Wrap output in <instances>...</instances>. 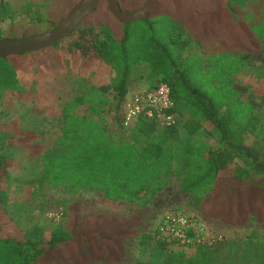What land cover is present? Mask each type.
<instances>
[{"label":"trees","instance_id":"trees-1","mask_svg":"<svg viewBox=\"0 0 264 264\" xmlns=\"http://www.w3.org/2000/svg\"><path fill=\"white\" fill-rule=\"evenodd\" d=\"M78 1L65 0L60 19ZM133 1L118 3L121 8ZM232 1L244 2L226 0L214 17L206 16L214 24L223 23L232 33L242 34L241 38L234 35L242 48L256 52L258 41L264 38V0H258L262 11L243 10L241 5L242 15L238 16L228 7ZM41 3L34 6V2H27L21 12L55 26L58 20L48 14L43 16L40 11L52 8L55 0ZM225 9L237 19V31ZM12 12L10 4L0 2V23ZM148 12L142 19L122 23L101 0L92 14L82 19L73 48L83 56L95 55L115 73L110 83L91 85L62 107L61 137L44 154V176L55 186H69L73 191L93 188L109 201L129 200L145 205L168 184L165 177L181 175L180 192L193 197V204L203 216L221 218L234 225L251 216L264 221V186L250 183L251 171L264 175V137L260 136L264 126L261 116L248 100L241 98L230 79L248 62L232 58L230 50L214 52L208 56L209 65L204 71L200 58L190 51L194 34L182 37L179 21L166 15L149 18ZM112 17L117 22L115 27L110 24ZM238 25H246L247 29ZM161 36L165 37L160 39ZM212 41L224 43L222 39L208 40ZM236 44L227 45L231 49ZM8 59L0 58V95L6 89H22ZM143 62H147L152 73L161 74L150 86L159 81L169 85L174 101L172 111L178 121L166 126L139 115L124 127L116 114L117 125L126 132V137L121 138L118 132L109 130L99 114L105 113L111 103L117 112L129 83L143 77ZM109 92L112 98L108 97ZM86 102L90 114L76 113L77 105ZM208 128L215 132L220 146L211 147L203 140ZM2 163L0 153V167ZM2 196L0 189V201ZM103 218L102 223L93 221L78 226L71 217L66 224L55 225L48 240L42 238L37 224L26 229L21 239L0 237V264H116L124 256L125 241L137 232V225L144 218L141 212ZM155 232L149 234L150 250L143 251L136 264H210V255L220 248L182 246L184 249L173 250L175 241L160 238Z\"/></svg>","mask_w":264,"mask_h":264},{"label":"rangeland","instance_id":"rangeland-1","mask_svg":"<svg viewBox=\"0 0 264 264\" xmlns=\"http://www.w3.org/2000/svg\"><path fill=\"white\" fill-rule=\"evenodd\" d=\"M43 1L50 4L52 0H0L10 4L13 11L12 16L0 23V38L20 37L51 29L49 22L34 20L21 12L27 2L41 6ZM225 1L153 0L146 16L150 18L166 15L182 24V37L190 33L198 38H194L195 40L200 38L198 42L192 40L190 51L200 58V67L204 71L209 65L208 56L219 51L230 50L232 58L236 57L242 61L246 58L251 63L250 67L259 65V59L264 63V38L258 41V51L251 54L242 48V44L238 41L237 48L229 49L227 44H235L232 37L236 34L232 33L225 24H214L212 20L210 21L211 18L206 16L209 14L210 17H214L217 8L223 7V4L225 6ZM144 2L145 0H134L131 5L130 3L126 6L122 5L121 9L125 13H131L140 8ZM241 5L243 10L253 8L262 11L263 7L258 0H244L243 4L235 1L228 7L238 16L242 15ZM65 6V0H55L52 8L40 9V11L43 16L48 14L57 21L64 14ZM205 8L210 11L205 12L207 10ZM225 13L229 15L226 9ZM110 24H114L111 25L113 27L117 25L113 17L110 19ZM78 27L70 36L43 49L7 57L16 71L22 89H6L0 95V153L3 155V163L0 167V189L3 195L0 201V237L21 239L26 229L37 224L42 229V238L48 240L51 229L57 224H66L71 217L78 221V226L93 221L102 223L105 220L103 217L111 215L127 217L132 212H141L143 216L147 211L157 223L169 210L201 217L199 208L193 204V197L181 192L179 194L177 190H171L170 195L171 200L177 205L164 209L163 204L167 201L164 197L158 196L154 202L150 200L145 205H138L129 200L109 201L100 191L93 188H79L73 191L69 186L52 185L44 176V154L53 149L61 137L62 107L89 86L110 83L115 73L95 55L90 53L83 56L73 48ZM239 27L244 29L246 25H238ZM236 37L241 38L242 34H237ZM213 38L224 40L223 45L208 42ZM142 68L143 77L129 83L127 96L136 87L148 88L161 75L152 73L147 62L142 63ZM243 68L238 74L230 77L232 86L241 98L251 103L253 111L264 119V109H261L264 105V78L258 73V69L256 74L251 68L249 69L252 75L248 78L246 77L248 68ZM107 95L112 98L111 92ZM113 107L114 103H111L105 113L99 115L111 132H118L121 138H125V130L120 129L116 121L120 107L117 112ZM75 112L90 114L89 103L78 104ZM93 117L97 119L98 115L94 114ZM208 133L203 136V140L211 147L220 146L211 128H208ZM246 133L242 135L245 137ZM260 136L264 137V130ZM262 156L264 157V150ZM165 179L177 189L181 175L172 174ZM250 183L259 187L264 186V175L251 171ZM60 208L63 210V216L54 221L49 213ZM256 217L251 216L240 225L223 227L222 230H218L220 224L214 222L215 220L203 218L208 227L225 235V240L219 244L220 248L210 255V264H264V221H259ZM139 225L136 228L137 232L125 241L124 256L116 264H136L143 251L150 250L151 238L149 234H144L145 236L139 234ZM183 247L175 242L171 245L173 250L184 249Z\"/></svg>","mask_w":264,"mask_h":264},{"label":"built area","instance_id":"built-area-1","mask_svg":"<svg viewBox=\"0 0 264 264\" xmlns=\"http://www.w3.org/2000/svg\"><path fill=\"white\" fill-rule=\"evenodd\" d=\"M174 101L169 85L159 81L148 88L136 87L124 96L118 115L122 126L127 127L139 115L155 119L161 125H173L178 121L177 114L172 111ZM54 221L61 219L60 208L49 213ZM156 235L167 241H175L181 246L212 247L221 244L225 235L214 231L203 219L191 213L169 210L164 213L156 225Z\"/></svg>","mask_w":264,"mask_h":264},{"label":"water","instance_id":"water-1","mask_svg":"<svg viewBox=\"0 0 264 264\" xmlns=\"http://www.w3.org/2000/svg\"><path fill=\"white\" fill-rule=\"evenodd\" d=\"M100 0H79L68 13L58 20L51 29L37 34L24 35L20 37L0 38V58L6 59L9 55L32 52L51 45L58 40L70 36L82 19L91 13ZM110 13L122 23H130L142 19L150 10L153 0H145L144 4L131 13H125L118 0H105Z\"/></svg>","mask_w":264,"mask_h":264},{"label":"crops","instance_id":"crops-1","mask_svg":"<svg viewBox=\"0 0 264 264\" xmlns=\"http://www.w3.org/2000/svg\"><path fill=\"white\" fill-rule=\"evenodd\" d=\"M229 16L231 17V15H229ZM231 23L233 24V27L232 28L235 31H237V19H234L233 17H231ZM232 38H233V41H235V43H237V38L234 37V36ZM210 43H213L214 45L215 44L216 45H220L221 44L220 41H218V42L217 41H215V42L212 41ZM234 48H237V44L234 46ZM249 53L251 54V52H249ZM243 61L248 62V66L245 67V68H248V70L246 71L247 72V76L246 77L249 78L252 75L251 74L252 72L249 69V68H251L252 71H255L254 73H256V74H257L256 69H258L259 70L258 73L261 76H263V78H264V63H262V60H260V59L258 60L260 62L259 65H255V66H251V67L249 66V64H251V63L248 60H246V58H243ZM245 68H243V69H245ZM261 109H264V105H263V107H261ZM261 125L264 126V119H263V117L261 118ZM171 190H177V192L179 194H181L180 193V186L179 185H178V188L175 189V185L174 184L168 183L165 186H163V188H162V190L160 192H157L152 197V199H151L152 201L151 202H154L155 198L158 197V196H160V197H164V198L167 199V201L163 204V206L165 205V207H163L164 209L165 208H170V207L176 206L177 205L176 202L174 200H171V198H170ZM199 211H200V214H201V217H202V218L200 217L201 219H203V218L204 219H208V220L212 219V220H215L214 222L219 223L220 225L217 227L218 230H222L223 227H227V226H232V227L237 226V225L228 223L224 219L217 218V217H214V216L205 217V216L202 215L200 209H199ZM143 218H144L143 222L138 227L139 234L142 235V234H152V233H154L155 232V228H156V224H157V222L155 221V218L151 217L150 214L147 211L143 214ZM222 225H225V226H222Z\"/></svg>","mask_w":264,"mask_h":264}]
</instances>
